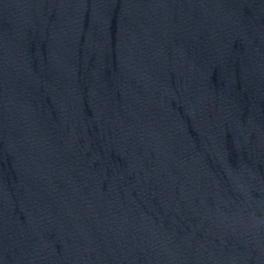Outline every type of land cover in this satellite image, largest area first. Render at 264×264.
<instances>
[{"label": "water", "instance_id": "1", "mask_svg": "<svg viewBox=\"0 0 264 264\" xmlns=\"http://www.w3.org/2000/svg\"><path fill=\"white\" fill-rule=\"evenodd\" d=\"M0 264H264V0H0Z\"/></svg>", "mask_w": 264, "mask_h": 264}]
</instances>
